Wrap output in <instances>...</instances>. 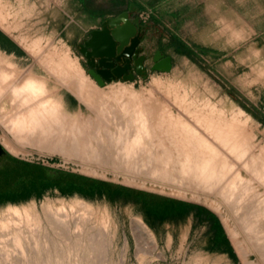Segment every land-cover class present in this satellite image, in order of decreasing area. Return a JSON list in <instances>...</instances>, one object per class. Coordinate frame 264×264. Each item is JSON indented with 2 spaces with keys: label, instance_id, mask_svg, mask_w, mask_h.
<instances>
[{
  "label": "bare ground",
  "instance_id": "bare-ground-1",
  "mask_svg": "<svg viewBox=\"0 0 264 264\" xmlns=\"http://www.w3.org/2000/svg\"><path fill=\"white\" fill-rule=\"evenodd\" d=\"M10 11L9 3L0 0V26L7 31H12L16 25L11 20L14 14ZM21 39L30 52L39 55V61L49 73L40 75L36 70L22 67L20 62L0 48V103L6 96H11L16 106L14 112L4 113L0 118L11 135L3 136L2 141L11 151L18 154L25 146H32L59 151L67 156L107 159L115 166L120 164L132 169H149L153 175H169L197 189L214 191L237 221L236 225L231 226V234L239 244L245 264H264V143L256 144L247 126L238 123L240 121L234 117L232 120L237 123L222 121L223 111L218 112L221 116L217 115L222 120L212 118V113L206 118L200 107L188 105L181 99L180 107L197 119L194 122L179 120L168 104L126 83H116L106 88L96 85L77 59L71 56L68 48L53 45L44 49L41 39L36 38L30 44L28 37L22 36ZM63 86L87 102L91 111L68 105ZM4 108L5 105L2 111ZM202 127L209 136L202 134ZM80 201L84 209L75 217H71L72 212L68 213L64 205L47 207L44 212L52 214L54 226L61 230L73 223L80 230L106 227L105 218L101 222L91 223L92 208L89 209L85 201ZM8 210L7 215H0V230L5 232L7 228L10 229L19 238L18 246L24 245L20 216H9L17 209L9 207ZM24 212L29 217V226L37 216L40 217L32 204ZM133 222L136 239L146 233L157 242L152 228L143 217H135ZM94 234L89 235L82 247L86 256L108 245L107 233L99 238ZM29 237L28 243L33 247L39 246L36 236ZM147 241L144 240V243ZM74 246V243L68 246L70 251L75 249ZM38 249L35 248L36 253ZM254 253L257 255L255 259L252 257Z\"/></svg>",
  "mask_w": 264,
  "mask_h": 264
},
{
  "label": "crops",
  "instance_id": "crops-1",
  "mask_svg": "<svg viewBox=\"0 0 264 264\" xmlns=\"http://www.w3.org/2000/svg\"><path fill=\"white\" fill-rule=\"evenodd\" d=\"M6 1L9 3L10 12L14 14L11 20L16 25L12 31L0 26V48L20 62L22 67L36 70L35 72L40 75H43L45 70L38 55L25 47L21 37L26 36L29 39L28 44L34 39H41L43 44H57L68 48L87 74L86 64L81 61L84 56L77 55L75 48L91 30L102 28L106 19L129 11L131 17L139 16L141 22L148 27L141 43L144 53L154 55L156 51L161 50L165 55L172 56L171 71L149 69L147 78L157 72L176 76L188 69L191 74H199L202 77L204 88L199 91L207 93L209 78L216 77L219 87L217 92L232 93L230 107L234 112L231 116L224 115L226 112L223 111L222 120L220 117L222 111L214 108L212 111L207 106L205 110L200 107L204 116L209 118L208 114L212 113V118L219 117L224 122L236 120L244 125H247L248 121L256 138L264 139V0ZM71 56L74 57L73 54ZM147 78L137 76L135 80L113 82L137 83ZM176 100L178 103L183 101ZM219 111L220 116H217ZM225 116L227 119H224ZM233 117L235 120H232ZM8 154L41 165L54 177L62 176V170L77 172L54 166L51 162L46 164L28 160L9 148L0 153V167H6V163L9 162ZM82 174L98 179L94 197L132 201L147 212H150L149 200H153V210L169 205V213L165 218L176 223H184L189 230H192L194 225L210 230L207 244L226 254L235 250L233 239L220 213L202 202ZM110 183L128 186L132 191L127 189L124 194L113 197L104 193V189L103 193L98 192L101 185L105 187ZM140 190L148 191L152 195L139 194ZM56 191L61 193L60 189L55 187L47 189L44 194ZM74 194L83 195L79 192Z\"/></svg>",
  "mask_w": 264,
  "mask_h": 264
},
{
  "label": "rangeland",
  "instance_id": "rangeland-1",
  "mask_svg": "<svg viewBox=\"0 0 264 264\" xmlns=\"http://www.w3.org/2000/svg\"><path fill=\"white\" fill-rule=\"evenodd\" d=\"M53 45L57 44H44L43 48H51ZM75 50L77 55L82 54L78 47H76ZM72 54L74 58L77 59L74 53ZM84 58H81V61L83 64H86ZM44 71L43 73L48 75L49 71L46 68ZM87 75L90 79L92 78L91 80L96 85L104 88L112 84L122 83V81H112L101 86L88 73ZM123 83H126L128 86L133 87L144 94L153 96L156 100H161L168 104L170 110L179 120L194 122L197 118L189 115L185 108L180 107V103H178L176 99L184 98L183 100L186 101L184 102L188 105H195L204 109L206 106L211 107L212 109L214 108L216 110L224 111L227 115H231L234 112L230 107L233 100L232 93L217 92L219 87L217 85L218 81L216 77L209 78V92H200L199 90L204 88L202 77L199 74H191L188 69L184 70L182 74L176 76L157 72L144 81L137 83ZM63 93L66 95L67 104L70 106L72 105L71 107H81L86 112L91 111L90 106L88 107V103L82 101V99L80 100V97L69 91L67 86H63ZM3 105H5V108L2 111ZM15 109L16 106L13 103L12 97L6 96L0 103V118L4 113L14 112ZM184 110L186 111L184 112ZM243 119L247 121L246 118L243 117ZM245 126H247L249 131L254 135L256 144H260V142L264 143V139L260 138V140L259 138H256L252 126L248 121ZM200 131L203 135L206 134L205 136H209L208 132H206L203 127L200 128ZM5 135L11 136L0 119V141L2 143V137ZM18 154L28 160L40 161L46 164L52 163L54 166H61L73 171L107 178L133 187L172 194L202 202L220 213L227 228L229 227L228 230L233 239L235 250L226 254L218 250L215 246L207 244L210 230L207 231L197 225H194V228L189 230L185 227L184 223H176L168 220V218L153 215L142 207L140 208L139 205L132 201L104 197L90 198L80 194L64 195L59 191H56L52 193L48 192L40 198L30 197L19 202L0 204V215H7V213H9V207L17 209L15 210L16 213H10L9 216H20L19 221L23 228V233L21 234L23 237H21L22 242H25L24 245L21 244L22 247L21 245L18 246L17 241L19 238L16 237L15 233L13 234L8 228L6 229L7 231L3 229L5 232L0 230V234H3V236H1L2 234L0 235V256L2 255L1 257L3 258L0 257L2 260H0V264H245L242 253H240V248L238 247L239 244L231 234V226L236 225L237 221L229 212L228 207L221 203V197H218L214 191L197 189L190 183L178 179L176 180L169 175H153L149 169L146 171L145 169L142 170L141 168H135V170L124 167V165L120 164L116 165V167L115 164L110 163L107 159L105 161L99 158L87 159L85 157L67 156L59 151L41 150L32 146H25V148H23ZM80 200L85 201L88 208H92L91 223H97L99 220V222H101L102 219L105 218L107 220L106 227H99L94 230L87 227L86 230H80L73 223L72 225H66L63 227L64 230L63 228L61 230V228L54 226L52 214L44 212L47 207L52 208L54 206L57 207L64 205L68 213L72 212L71 217H75L76 214L80 213L81 209H84ZM30 204H32L34 210L39 213L38 215H40V217L37 216L36 219L34 218V221L32 220L33 223H35V221L36 223H31V226H29L30 222H28L29 217L24 212L25 208ZM93 208H95V211ZM102 209H104V211ZM135 217H143L146 220L152 228L157 242L153 241V239L146 233L141 236L143 239L139 236L137 241L134 234L133 221ZM31 218L32 216H30V219ZM101 231L103 232L101 233ZM94 232V236L97 238L103 233H107L108 245L104 247L102 246V250L99 249L93 251V254L91 253V255L86 256L84 248L82 247L85 246L84 243L89 238V235H92ZM79 233L80 239L78 238ZM30 235H34V237L36 236L35 238L39 239V246L33 247L32 244L28 243ZM148 239L149 241H147ZM150 239H152V241ZM144 240L148 243H144ZM14 242L18 248L14 245ZM73 243L76 244V246H74L75 251L73 249L70 251V247L68 248V246L73 245ZM78 244L80 245L78 246ZM76 247H79L78 250H76ZM35 248H39L38 253L35 252ZM67 248L69 249V252ZM30 255L31 258L29 257ZM33 257H36V259L33 260ZM252 257L255 259L257 258V255L254 253L252 254ZM29 259L31 260V263Z\"/></svg>",
  "mask_w": 264,
  "mask_h": 264
},
{
  "label": "water",
  "instance_id": "water-1",
  "mask_svg": "<svg viewBox=\"0 0 264 264\" xmlns=\"http://www.w3.org/2000/svg\"><path fill=\"white\" fill-rule=\"evenodd\" d=\"M147 26L140 17H131L124 11L103 22L102 28L93 29L78 49L85 57L88 73L104 86L115 80H135L137 76L147 78L149 69L171 71L172 56L158 50L154 55L144 53L141 46ZM0 141V153L5 151ZM8 149V148H7Z\"/></svg>",
  "mask_w": 264,
  "mask_h": 264
},
{
  "label": "trees",
  "instance_id": "trees-1",
  "mask_svg": "<svg viewBox=\"0 0 264 264\" xmlns=\"http://www.w3.org/2000/svg\"><path fill=\"white\" fill-rule=\"evenodd\" d=\"M9 162L6 167H0V204L8 202H19L26 200L33 195L40 198L49 188L58 187L62 194L72 195L76 192L83 194L86 197H94L96 189V181L98 179L87 176L79 172L62 170V176L54 177L47 173L46 168L19 159L18 157L8 154ZM102 186V187H101ZM98 192L108 193L111 197L124 194L128 186L110 183L101 185ZM129 191H132L130 189ZM149 194L148 191H139V194ZM152 195V194H149ZM150 201V213L156 216L166 217L169 213L170 206L165 205L159 208L152 206Z\"/></svg>",
  "mask_w": 264,
  "mask_h": 264
}]
</instances>
